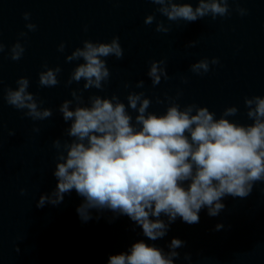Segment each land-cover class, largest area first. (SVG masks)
I'll use <instances>...</instances> for the list:
<instances>
[{"label": "water", "instance_id": "95a60500", "mask_svg": "<svg viewBox=\"0 0 264 264\" xmlns=\"http://www.w3.org/2000/svg\"><path fill=\"white\" fill-rule=\"evenodd\" d=\"M190 2L197 5V0ZM159 7L150 0H0V42L5 46L0 53V264H108L111 255L126 253L139 241L163 249L186 224L177 218L165 237L151 241L125 215L93 209L92 219L84 222L77 213L83 198L75 190L57 206L36 207L40 195L57 185L53 141L71 139L64 132L70 122L63 121L59 106L72 99V90L83 89V80L66 86L83 60L65 58L84 40L110 42L118 36L124 50L122 59L106 58L110 78L103 90L83 91L85 103L91 95L115 94L127 105L129 92H144L152 100L148 112L163 114L168 106L165 95L176 98L179 91L182 95L176 102L181 108L194 103L207 107L218 119L225 108L236 106L238 113L227 119L244 125L253 122L246 115L244 98L264 96V0H230V15L216 19L209 15L191 23L169 21L156 11ZM237 8L247 13L240 15ZM25 12L30 13L28 21ZM148 15L156 18L151 25L144 23ZM157 22L170 30L157 32ZM27 23L35 24L36 30L29 31ZM21 32L27 36L21 37ZM17 41L25 52L13 61L10 48ZM62 42L66 47L60 52ZM214 57L219 63L210 65L207 73L190 70L193 63ZM159 60L166 62L169 79L162 78L154 87L147 73L150 63ZM45 64L61 68L55 87L39 85ZM20 77L29 79L28 91L43 101L41 108L52 110V117L33 121L24 115L26 110L6 103L4 90L15 89ZM140 80L143 88L136 87ZM125 83L130 87L125 88ZM157 97L165 102L157 104ZM129 113L134 122L137 113L131 109ZM161 219L167 222L166 216Z\"/></svg>", "mask_w": 264, "mask_h": 264}, {"label": "clouds", "instance_id": "9594fccd", "mask_svg": "<svg viewBox=\"0 0 264 264\" xmlns=\"http://www.w3.org/2000/svg\"><path fill=\"white\" fill-rule=\"evenodd\" d=\"M150 2L159 5L156 11L169 21L191 23L209 15L212 19L230 15V0H197L195 7L190 0ZM236 11L240 15L247 13L243 8ZM23 18L30 20V13L25 12ZM155 19L154 15H148L144 23L151 25ZM36 27L33 23L26 24L29 31H35ZM169 30L163 22L156 23L157 32ZM20 36L26 37L27 33L21 32ZM195 43L192 41L191 46ZM65 47L62 42L58 51L63 52ZM4 48L0 42V53ZM24 52V45L17 41L10 48V58L18 61ZM123 55L120 38L115 36L110 42L84 40L82 47L66 56V62L83 60L72 70L66 86L81 80L84 84L83 89L72 90V99L59 106L63 121L70 122L64 132L71 139L63 143L59 139L53 141L57 149L53 172L57 185L51 193L40 195L37 208L46 204L57 206L66 194L75 190L83 198L77 207L82 221L92 219L90 210H107L115 216L129 217L142 228L145 237L156 241L167 235L177 218L189 225L198 224L199 213L205 208L208 216L216 217L226 207L224 198L245 199L255 184L264 182V96L244 98L246 115L253 121L247 125L227 119L238 113L236 106L225 108L218 119L207 107L194 103L181 108L176 102L182 95L179 91L176 98L165 95L168 106L163 114L148 112L152 100L144 92H129L127 105L115 94L110 98L91 95L85 103L83 91L103 90L110 78L106 58L122 59ZM165 63L164 60L150 63L147 75L154 87L162 78L169 79ZM218 63V58L210 61L205 58L193 63L190 70L201 75L210 70V65ZM44 68L39 73V85L57 86L61 68H49L47 64ZM29 84L28 78L20 77L15 89L4 90L3 99L17 110H26L24 115L33 121L52 117V110L41 108L43 101L28 91ZM143 86V80L136 83L137 88ZM124 87L130 85L125 83ZM164 102L156 98L157 104ZM129 109L137 113L134 122ZM25 191L22 188L21 195ZM162 216L167 217V222ZM223 227L217 224L215 230ZM184 246L185 241L172 238L169 251L165 252L139 241L126 253L111 255L108 264H174L180 256L177 249ZM184 258L190 260L191 256L186 253Z\"/></svg>", "mask_w": 264, "mask_h": 264}]
</instances>
